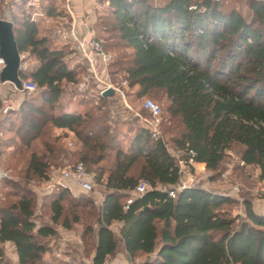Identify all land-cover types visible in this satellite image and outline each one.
<instances>
[{
	"label": "trees",
	"instance_id": "1",
	"mask_svg": "<svg viewBox=\"0 0 264 264\" xmlns=\"http://www.w3.org/2000/svg\"><path fill=\"white\" fill-rule=\"evenodd\" d=\"M23 1L19 28L13 26L14 39L18 54H28L36 64L18 72L21 83L35 86L34 92H22L28 100L22 101L19 111L31 117L29 127L37 128L40 122L37 133L49 124L72 134L78 146L72 154L79 158L76 163H83L104 188L101 207L92 214L97 229L92 231V223L84 231L95 235L91 264H105L120 246L132 264L137 258H143L138 264H264V215L253 211L252 200L243 199L240 215L226 209L236 203L233 196L196 186L170 198L179 177L165 141L152 140L140 127L124 152L117 144L116 129L107 125L111 98L99 94L85 61L68 66L66 59L77 56L74 49L69 45L52 48L47 38H38V21L25 9L27 0ZM42 1L48 2L49 17L62 15L56 13L52 0ZM99 1L108 3L113 22L100 15L95 31L101 27L102 32L115 33L114 38H100L95 32L103 50L112 56L109 81L120 76L117 84L126 81L125 91L134 89L137 98L163 93L169 121L176 125L169 141L176 150L191 151L194 163L215 173L227 152L238 147L241 168L254 167L258 179H264V2L249 0L253 18L248 21L235 8L223 9L226 0H165L158 5L150 0ZM114 49L130 54L117 57L111 53ZM84 80V92L103 103L100 115L69 111L60 102L64 86L79 91ZM34 99H39V106ZM55 143H45L43 155L30 154L27 173L46 180L47 161L70 155ZM107 151L114 152V159L103 169L98 165ZM91 166H98L95 172ZM140 181L147 182L149 190L123 210ZM67 194L63 189L51 202L50 222L70 231L73 224L82 222L79 209L92 202ZM63 203H70L71 214H66ZM115 223L120 225L118 235L111 230ZM55 235L53 226L35 222L29 192L0 204V264L6 243L11 244L17 264H43L42 240Z\"/></svg>",
	"mask_w": 264,
	"mask_h": 264
},
{
	"label": "rangeland",
	"instance_id": "2",
	"mask_svg": "<svg viewBox=\"0 0 264 264\" xmlns=\"http://www.w3.org/2000/svg\"><path fill=\"white\" fill-rule=\"evenodd\" d=\"M165 0H150V4L158 5ZM223 9L235 8L246 20L250 21L253 18V13L249 8V0H226L223 1ZM24 1L16 0H0V19L12 22L14 29L19 28V23L23 13ZM53 4H60L58 0H52ZM105 7L100 11L102 17H105L108 22H113L110 16L109 8ZM40 24L38 23V26ZM101 27H97L96 35L100 38L115 37L114 32H102ZM51 31V30H49ZM49 31H46L41 25L38 33L46 34L49 36ZM110 42V41H108ZM113 52V53H112ZM112 54L117 57L120 54H130L129 50L114 49L111 50ZM24 56L21 60L22 68L31 69L35 66L36 62L34 58L28 57V54L19 55ZM66 62L70 68L81 65V60L77 56H70L66 59ZM114 68V67H113ZM85 74H81V77ZM109 80V79H108ZM120 81L119 77H113L111 83L116 85ZM9 88L7 85H0V94L10 96ZM127 92V91H125ZM126 98L128 106L132 111H129L124 106L123 102L117 97H111L109 101V115L110 120L107 125L110 129H116L117 144L122 148L124 152L129 151L131 139L140 127H143V123L139 120L136 114H140L142 117H146V114H141L140 105L142 98H137L135 90L127 92ZM146 99H150L157 103L162 108V124H161V138L170 147L174 148L169 141L176 131L174 127L176 125L170 122L169 115L167 113L168 102L165 99L163 93L155 92L150 96H146ZM144 98V99H145ZM14 110L6 116L0 124V166L6 173L7 177L0 182V204L14 202L17 200V196L23 191H27L34 198V220L37 224L42 223L45 225H51L56 230L54 237L42 240L45 247V254L42 256L43 264H91L93 255V244L95 243V235L84 234L86 226L92 224V231L95 232L97 227L94 225V218L92 214L97 213L101 207L103 200L104 188L102 185L95 181V187L92 194H85L79 189L75 188L71 184H65L62 186H55L54 188H48L44 183L45 180H40L27 173V162L32 152L40 155L45 154L44 144H54L56 147L64 148L70 155H61L55 160H48L49 172L52 170H60L66 166L75 164L79 158L78 156H72L78 150V146L73 139L72 134L66 131L54 130L49 124H44L41 127V132L37 133L40 124L37 121V128L29 127L27 124V117L23 114L22 110L19 111L20 104L24 99L28 100V94L20 93L16 96H12ZM62 106L69 111H77L80 114L85 112H91L95 115H100L104 112L103 103L99 102L96 95H90L82 90H74L69 86H64L63 95L60 100ZM35 105L39 106V99H34ZM57 113L58 110H55ZM148 119V118H147ZM111 133V132H110ZM71 144V147H69ZM110 152V151H107ZM114 159V152L111 151L105 160L98 166L100 168H109ZM97 166V167H98ZM97 167L91 166V171L96 170ZM139 165L133 169V173H137ZM196 175V187L203 188L208 191L222 193L227 188L237 186L240 190L238 194L231 195L235 198L236 203L226 207L232 214L242 210L243 199H251L252 201H259L264 203V196L259 191L258 171L254 167H247L242 169L239 162V148L232 147L226 154V157L215 173L209 172L202 167H196L194 169ZM230 180H253L252 183L242 181L236 183ZM68 191V197L85 198L92 203L85 209H79V214H82V222L79 224H73L72 229L67 231L60 225L54 226L50 222L51 202L57 197V195L63 190ZM227 193V192H226ZM66 214H71L72 207L70 203H63ZM120 225L115 223L111 226V230L118 235ZM84 236V238H82ZM5 252V259L3 264H17L15 253L10 245L3 247ZM143 258H137L134 264H138ZM105 264H132L129 263L122 246L119 247L118 252L107 259Z\"/></svg>",
	"mask_w": 264,
	"mask_h": 264
},
{
	"label": "built area",
	"instance_id": "3",
	"mask_svg": "<svg viewBox=\"0 0 264 264\" xmlns=\"http://www.w3.org/2000/svg\"><path fill=\"white\" fill-rule=\"evenodd\" d=\"M38 1L39 0H28L27 6L29 8H35ZM64 1V10L68 19L59 20L56 23L53 37L65 43H72L73 49L75 50V54L78 58L88 64L91 77L99 88V94L101 96H103L106 90L111 89L113 90L114 95L123 102L126 109L132 111L126 100L127 97L125 90L127 88V82L122 81L119 85H114L108 80V64L110 63L112 56L103 50L101 42L95 38V33L89 25L82 23L86 33L83 36L78 34L77 19L70 5L71 0ZM260 1L264 2V0ZM191 9H195V7H192ZM38 15L40 14L34 12L32 17L35 18ZM150 41L151 39H149V42ZM23 57L24 56L20 57V68L22 67L21 60ZM3 67L4 63L2 59H0V73ZM4 84L11 85L14 91L20 93L34 92L35 90V86L30 82L22 83V91L17 90L13 84L0 82V85ZM86 84L87 80H84L79 85V90L84 91L86 89ZM12 105L13 102L10 96L0 94V123L14 110ZM140 109L146 113L148 119L146 117H142L140 114H136V116L143 123V127L149 132L151 139L154 141L158 140L161 137L160 128L162 124V108L150 99H143ZM69 147H71V144H69ZM164 148L167 153L174 158L177 166L179 182L174 190L169 192V197L174 199L179 191L196 185L197 178L194 172L196 163L192 160L194 154L191 151H179L170 147L167 143H164ZM184 156H187V159H185ZM240 164L242 165V163ZM6 177V173L0 166V182ZM44 183L48 186V188L71 184L85 194H92L95 187V177L92 173H89L86 170L83 163L78 162L60 170H52L49 172L48 178L44 181ZM257 183L259 185L260 193L264 196V179H258ZM148 190V183L140 181L134 191H132L126 199L123 210H127L135 199L142 197ZM239 192V188L237 186H233L229 189V192L225 194L230 196L232 194H238Z\"/></svg>",
	"mask_w": 264,
	"mask_h": 264
},
{
	"label": "crops",
	"instance_id": "4",
	"mask_svg": "<svg viewBox=\"0 0 264 264\" xmlns=\"http://www.w3.org/2000/svg\"><path fill=\"white\" fill-rule=\"evenodd\" d=\"M16 1H21L22 0H16ZM28 2V0H27ZM27 2H26V6L25 9H27L30 13L31 16H33V13H39L40 15H38L37 17L33 18V20L38 21V23L46 30L49 31V36H47L46 34H40L38 33V38L41 37H45L47 38L50 42H51V46L52 48H56V49H60L64 46L69 45L71 49H73V45L71 42H62L59 39H55L53 37V32L56 26V23L59 20H67L68 16H66V12L64 10V6H65V1L64 0H59L60 4H56L55 8H57L56 13H61L62 15L56 18L53 17H49L46 13V9L48 6V2L46 1H42L39 0L36 7L35 8H29L27 6ZM72 11L77 19V32L80 36L85 35L86 31L85 28L83 27V24H87L90 26V28L93 29L94 33H95V25L98 22V18L100 17V14L102 11V9L105 7L104 5H106V7L108 6V3H100L99 0H71L70 2ZM40 25L38 26V31L40 28ZM7 85V87L9 88V93H10V97L12 98V96H16V94H20V92H16L14 91V89L12 88L11 85L9 84H4ZM115 96V95H114ZM196 167H202L204 169V165L203 164H196ZM236 183H240L242 181L248 182V183H252L253 180H230ZM225 191L220 193V194H225L226 192H229V188L224 189ZM233 195V194H232ZM252 208L253 211L256 214H260V215H264V203L259 202V201H252ZM234 214H240L242 215V210H239L238 212L234 213ZM10 245V243H6L4 244V246ZM16 257V256H15ZM17 261V260H16Z\"/></svg>",
	"mask_w": 264,
	"mask_h": 264
},
{
	"label": "water",
	"instance_id": "5",
	"mask_svg": "<svg viewBox=\"0 0 264 264\" xmlns=\"http://www.w3.org/2000/svg\"><path fill=\"white\" fill-rule=\"evenodd\" d=\"M0 59L4 63L0 73V82L13 84L17 90L22 91V83L18 77L20 56L14 39L13 24L3 19H0ZM113 96L114 92L111 89L103 94L106 98Z\"/></svg>",
	"mask_w": 264,
	"mask_h": 264
}]
</instances>
